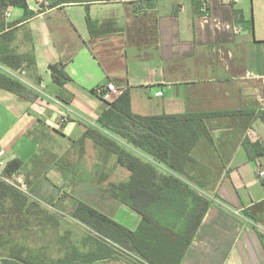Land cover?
Instances as JSON below:
<instances>
[{
    "label": "crops",
    "instance_id": "0c3cea01",
    "mask_svg": "<svg viewBox=\"0 0 264 264\" xmlns=\"http://www.w3.org/2000/svg\"><path fill=\"white\" fill-rule=\"evenodd\" d=\"M69 1L27 0L34 17L24 20L21 9L9 8L10 17L0 21L1 60L3 52L24 59L19 67L3 62L8 73L2 74L27 95L0 87L4 168L22 162L6 182L56 218L59 238L88 233L76 247L94 254V233L74 218L79 203L132 231L142 221L113 195L132 172L85 135L99 129L109 107L98 87L111 82L122 93L130 91L132 110L143 117L247 111L206 119L210 139L202 138L192 151L186 170L199 186L187 182L211 205L182 264H264V235L244 214L264 202L257 178L264 159L250 161L243 146L246 138L264 142V121L255 116L264 111V0ZM204 3L208 14L200 11ZM88 17L97 24L93 32ZM52 65L64 69L65 85L55 83ZM68 112L70 120L62 124ZM110 136L169 173L151 155ZM31 248H42L43 260H50L47 245Z\"/></svg>",
    "mask_w": 264,
    "mask_h": 264
},
{
    "label": "trees",
    "instance_id": "16d2710c",
    "mask_svg": "<svg viewBox=\"0 0 264 264\" xmlns=\"http://www.w3.org/2000/svg\"><path fill=\"white\" fill-rule=\"evenodd\" d=\"M80 3L83 0H71ZM64 2H54L53 7ZM19 8L24 12V20L34 17L27 0H0V21L4 11ZM88 25L93 32L97 24L88 17ZM5 27L0 22V32ZM2 61L12 67H19L24 61L13 53H2ZM52 77L60 86L69 81L64 69L58 65L50 66ZM0 87L17 90L27 96L19 84L0 73ZM247 111L186 113L143 117L132 110L130 91H124L99 118V129H88L86 137L98 146L115 154L118 162L132 172L128 184L113 187V195L142 216L137 230L132 231L92 207L79 203L74 218L94 234L89 238L97 244L98 251L84 254L75 248L65 256L66 264H90L118 257L109 245L113 242L136 254L147 264H182L192 245L211 205L210 200L201 194L196 184L187 174L186 167L193 161L192 151L202 138H209L206 119L221 116L245 115ZM264 121V111L255 114ZM110 135H117L129 144L144 151L169 170L161 172L156 166L119 145ZM248 159H264V142H251L248 138L243 144ZM22 168V162L13 160L3 169L5 178L12 177ZM187 181L193 182L192 185ZM199 186V185H198ZM246 217L255 223L264 224V202L244 211ZM23 215L34 216L36 227L44 231L55 225L56 218L35 202H30L19 188L0 180V264H49L43 260L42 248L23 247L12 240L15 222ZM9 222L8 225H4ZM29 224V222H26ZM14 244V247L12 245ZM43 254V255H42ZM60 260L59 264H64Z\"/></svg>",
    "mask_w": 264,
    "mask_h": 264
},
{
    "label": "rangeland",
    "instance_id": "374dc122",
    "mask_svg": "<svg viewBox=\"0 0 264 264\" xmlns=\"http://www.w3.org/2000/svg\"><path fill=\"white\" fill-rule=\"evenodd\" d=\"M15 222V229L13 230L12 238L15 240V243L18 242L21 244L20 246L28 247L31 245L36 246V244L39 246V244L47 245V255L50 257V263L49 264H59L60 260H64V264L67 262L65 261V256L68 253H72L73 251L71 248H75L77 243L82 244V237L85 235H88V233H85L84 231L81 232V237H79L77 234L67 233L65 236L59 238V235L53 227L50 229H44L42 227H36L35 223V217L34 216H26L23 215L20 220L16 219L15 217L12 220ZM26 222H29L27 224ZM9 222H7L4 225H8ZM259 225H262L264 227V224L262 223H256ZM43 232V233H42ZM58 238L60 239V242L58 241ZM87 245V244H86ZM14 247V244L12 245ZM8 252H6L7 254ZM1 255H5L4 253H0ZM55 256V257H54ZM60 256V257H58ZM119 257H115L113 264H145L140 261H133L129 260L127 258L118 259ZM0 262H3L2 257L0 256Z\"/></svg>",
    "mask_w": 264,
    "mask_h": 264
},
{
    "label": "built area",
    "instance_id": "2783aa9c",
    "mask_svg": "<svg viewBox=\"0 0 264 264\" xmlns=\"http://www.w3.org/2000/svg\"><path fill=\"white\" fill-rule=\"evenodd\" d=\"M200 11L204 14H208L209 13V7L207 3H204L203 6L201 7ZM4 17H10V9H6L4 11ZM240 29H236L235 32L237 34L240 33ZM0 72L1 73H8V68L6 67V65L3 63V61L1 60V54H0ZM96 93L102 97L106 102H113L117 97H119L122 92L120 90H118L115 85L111 82L102 85L100 87H98L96 90ZM162 95V94H160ZM68 112L67 114H65L62 117L61 123L65 124L70 120V116H69ZM3 151L0 150V180L2 181H8V178H5L2 174V171L4 169V162H3ZM257 178L258 181L264 186V166L260 163L257 164ZM257 228L259 229L260 233L262 235H264V227L262 225L256 224ZM109 245L115 250V252L119 255L118 257L121 259L127 258L129 260H132L137 262L140 261L142 263L147 264L145 261H143L141 258H139L136 254H134L133 252L129 251L128 249L124 248L123 246H120L119 244L113 243V242H109ZM124 257V258H123Z\"/></svg>",
    "mask_w": 264,
    "mask_h": 264
}]
</instances>
